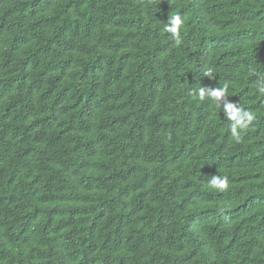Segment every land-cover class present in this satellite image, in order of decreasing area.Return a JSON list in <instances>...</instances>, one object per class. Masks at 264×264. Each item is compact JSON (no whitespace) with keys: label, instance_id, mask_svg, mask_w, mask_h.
<instances>
[{"label":"trees","instance_id":"obj_1","mask_svg":"<svg viewBox=\"0 0 264 264\" xmlns=\"http://www.w3.org/2000/svg\"><path fill=\"white\" fill-rule=\"evenodd\" d=\"M261 78L264 0H0V264H264Z\"/></svg>","mask_w":264,"mask_h":264},{"label":"clouds","instance_id":"obj_2","mask_svg":"<svg viewBox=\"0 0 264 264\" xmlns=\"http://www.w3.org/2000/svg\"><path fill=\"white\" fill-rule=\"evenodd\" d=\"M183 23L184 21L179 14L171 15L168 23L164 25V29L165 31H172L179 39L180 29ZM261 79L262 82L259 85L258 90L259 92L264 93V78ZM227 91V85L218 88L201 87L198 89V95L201 100L205 98L213 100L216 105L223 110L225 116L231 121V136L236 142H239L242 139V131L249 127L255 119V116L250 110L244 108L240 104L233 102H225L221 104V100L227 95ZM208 184L210 187L223 192L227 191L229 188V179L227 176H221L218 174L213 176Z\"/></svg>","mask_w":264,"mask_h":264}]
</instances>
